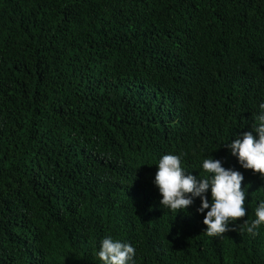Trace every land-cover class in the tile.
Returning a JSON list of instances; mask_svg holds the SVG:
<instances>
[{
	"label": "trees",
	"instance_id": "obj_1",
	"mask_svg": "<svg viewBox=\"0 0 264 264\" xmlns=\"http://www.w3.org/2000/svg\"><path fill=\"white\" fill-rule=\"evenodd\" d=\"M262 104L264 0H0V264H103L109 237L129 264H264V178L227 147ZM167 154L239 171L246 217L209 237L199 197L165 209Z\"/></svg>",
	"mask_w": 264,
	"mask_h": 264
},
{
	"label": "clouds",
	"instance_id": "obj_2",
	"mask_svg": "<svg viewBox=\"0 0 264 264\" xmlns=\"http://www.w3.org/2000/svg\"><path fill=\"white\" fill-rule=\"evenodd\" d=\"M260 107L264 109V104ZM259 121L255 129L258 137L253 132H245L227 147L233 156L238 157L244 169L264 178V115ZM182 155L167 154L159 160L154 183L162 196L161 205L165 209L183 212L193 204L194 198L199 197L201 206L197 211L204 213L207 210L203 220L206 234L209 237L224 235L229 231L230 223L234 224L247 215L243 175L239 171L226 170L219 160L207 158L203 161V169L210 177L197 179L185 173ZM209 190L211 202L205 195ZM255 217L250 223L244 221L248 234L252 236H256L257 229L264 225V202L259 204ZM135 254L136 249L130 244L109 237L102 240L98 257L103 264H129Z\"/></svg>",
	"mask_w": 264,
	"mask_h": 264
}]
</instances>
